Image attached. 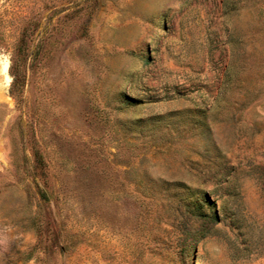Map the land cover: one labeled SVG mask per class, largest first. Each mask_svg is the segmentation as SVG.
<instances>
[{
    "label": "rangeland",
    "instance_id": "1",
    "mask_svg": "<svg viewBox=\"0 0 264 264\" xmlns=\"http://www.w3.org/2000/svg\"><path fill=\"white\" fill-rule=\"evenodd\" d=\"M0 264H264V0H0Z\"/></svg>",
    "mask_w": 264,
    "mask_h": 264
}]
</instances>
